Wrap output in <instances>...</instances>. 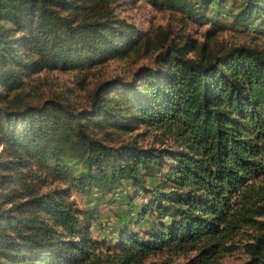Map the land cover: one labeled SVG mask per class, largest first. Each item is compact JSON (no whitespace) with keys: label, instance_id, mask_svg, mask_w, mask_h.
Segmentation results:
<instances>
[{"label":"trees","instance_id":"16d2710c","mask_svg":"<svg viewBox=\"0 0 264 264\" xmlns=\"http://www.w3.org/2000/svg\"><path fill=\"white\" fill-rule=\"evenodd\" d=\"M145 1L212 22L203 14L211 0L197 9ZM110 2L0 0V264H145L163 252L222 264L239 236L244 264H264V50L165 39L154 66L101 81L85 107L32 96L30 79L44 70H83L146 47L147 33ZM256 20L264 25V0H238L233 22ZM141 128L159 145L110 143L113 131ZM123 180L149 196L138 214L149 226L96 239L72 192L109 193Z\"/></svg>","mask_w":264,"mask_h":264},{"label":"rangeland","instance_id":"374dc122","mask_svg":"<svg viewBox=\"0 0 264 264\" xmlns=\"http://www.w3.org/2000/svg\"><path fill=\"white\" fill-rule=\"evenodd\" d=\"M199 0H190L195 3ZM203 10L212 22L201 19L200 16H190L178 10L160 9L148 4L145 0H111L110 8L115 16L133 24L149 39L145 48L131 52L125 57H110L97 60L83 70H44L30 79L29 90L32 96L46 98L59 95L73 104L77 109L88 105L91 91L103 80L122 78L129 79L137 68L154 66L157 54L163 49L161 43L174 40L181 44L185 38L194 39L197 43L206 42L209 47L238 44L251 45L264 50V25L261 20L251 24L234 23L233 14L238 0H226L223 5H217L215 0ZM213 31L211 34L207 32ZM166 34V36H165ZM168 36V37H167ZM192 56V53L189 54ZM142 132L141 136H136ZM132 133L111 132L109 137L112 145L136 140L140 145L156 143L154 132L141 128ZM74 171L82 168L77 161L66 160ZM156 177L147 179L152 187ZM147 193L135 194L129 180L122 181V187L102 193L96 189L86 192H72V199L77 206L88 215L91 232L96 239L116 241L122 230L139 232L141 235L148 228V216L139 217L142 205L148 202ZM246 241L244 236L235 238L238 247L222 255V264H244L248 255L242 248ZM194 252L188 254L156 253L145 260V264H184Z\"/></svg>","mask_w":264,"mask_h":264}]
</instances>
